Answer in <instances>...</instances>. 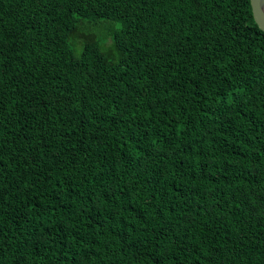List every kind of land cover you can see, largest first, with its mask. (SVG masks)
<instances>
[{"label": "trees", "instance_id": "trees-1", "mask_svg": "<svg viewBox=\"0 0 264 264\" xmlns=\"http://www.w3.org/2000/svg\"><path fill=\"white\" fill-rule=\"evenodd\" d=\"M0 264H264L250 0H0Z\"/></svg>", "mask_w": 264, "mask_h": 264}, {"label": "water", "instance_id": "water-1", "mask_svg": "<svg viewBox=\"0 0 264 264\" xmlns=\"http://www.w3.org/2000/svg\"><path fill=\"white\" fill-rule=\"evenodd\" d=\"M254 20L264 32V0H250Z\"/></svg>", "mask_w": 264, "mask_h": 264}]
</instances>
